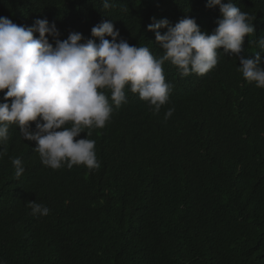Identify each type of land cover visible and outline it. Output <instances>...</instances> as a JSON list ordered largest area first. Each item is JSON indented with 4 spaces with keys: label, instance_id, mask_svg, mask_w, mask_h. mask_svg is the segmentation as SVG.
<instances>
[{
    "label": "trees",
    "instance_id": "obj_1",
    "mask_svg": "<svg viewBox=\"0 0 264 264\" xmlns=\"http://www.w3.org/2000/svg\"><path fill=\"white\" fill-rule=\"evenodd\" d=\"M110 3L104 9L103 0H0V17L27 26L47 18L61 39L72 31L91 37L93 26L109 20L130 45L147 46L159 58L164 50L147 30L153 16L173 25L194 17L208 32L220 16L207 0ZM233 3L255 18L256 33L246 36L241 54L264 59V50L248 43L264 35V0ZM239 67L237 56L224 53L203 76H181L165 62L172 90L158 114L126 87L127 103L114 106L105 127L87 137L95 141L98 169L44 166L36 142L10 126V139L0 145V261L264 264V88ZM11 158L22 161L19 179ZM29 201L49 214L34 216Z\"/></svg>",
    "mask_w": 264,
    "mask_h": 264
},
{
    "label": "clouds",
    "instance_id": "obj_2",
    "mask_svg": "<svg viewBox=\"0 0 264 264\" xmlns=\"http://www.w3.org/2000/svg\"><path fill=\"white\" fill-rule=\"evenodd\" d=\"M113 6L103 0L104 9ZM206 6H219L217 26L211 32L202 31L190 16L174 25L168 18H151L147 30L155 33V42L164 50L159 58L147 46L130 45L109 20L93 26L91 37L72 31L61 39L56 23L47 18H36L27 26L0 17V145L10 139L9 127L15 125L25 141L36 142L34 151L44 166L71 169L83 164L98 169L95 141L87 139L91 129L105 127L114 106L127 103L126 87L158 114L172 90L166 82L165 62L176 66L181 76H203L218 65L220 53L234 55L243 77L264 88L260 53L254 58L241 54L246 36L256 33L255 18L233 0H207ZM248 43L264 50V35ZM173 111L169 109L165 119ZM82 132L86 138L76 139ZM11 163L19 179L25 171L22 161L11 158ZM29 207L34 216L50 212L35 201H29Z\"/></svg>",
    "mask_w": 264,
    "mask_h": 264
}]
</instances>
